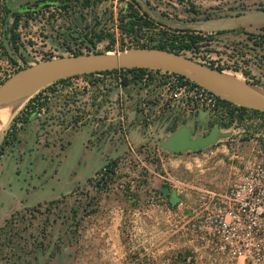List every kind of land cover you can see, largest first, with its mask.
Returning <instances> with one entry per match:
<instances>
[{
  "label": "rangeland",
  "instance_id": "374dc122",
  "mask_svg": "<svg viewBox=\"0 0 264 264\" xmlns=\"http://www.w3.org/2000/svg\"><path fill=\"white\" fill-rule=\"evenodd\" d=\"M11 8L0 0V84L18 70L49 59L117 53L194 34L203 39L198 48L181 53L264 89V0H44L39 6ZM145 73L142 85L133 80L130 84H150L166 95L153 80V70ZM134 76L119 69L71 77L41 87L7 115L0 142L30 98L39 95L44 100L42 117L33 116L21 139L22 129L5 150L16 158L19 184L39 181L45 191L52 187L66 193L35 204L43 194L36 190L26 196L24 206L13 208V200L4 205L13 206L10 211L0 209V227L10 220L0 233V264H184L188 256L192 264H200L191 242L181 235V219L186 210L199 209L208 198L206 191L224 192L240 167L264 151V118L246 112L241 121L224 128L226 119L219 118L224 109L208 111L203 134L218 126L216 142L171 154L157 144L164 127L170 129L178 119L192 123L199 113H194L189 98L191 114L183 118L144 106L141 114L153 119V143L112 155L108 159L117 161L114 173L102 177L97 173L104 161L99 144L110 140L113 148L116 138L128 135L131 124L121 128L116 121L135 108L134 102L126 105L111 97L110 91L118 89L119 77ZM144 125L148 128L146 121ZM88 130L96 135L87 143ZM9 162L5 158L2 163ZM162 190L180 191L169 224L163 218L168 212Z\"/></svg>",
  "mask_w": 264,
  "mask_h": 264
},
{
  "label": "built area",
  "instance_id": "2783aa9c",
  "mask_svg": "<svg viewBox=\"0 0 264 264\" xmlns=\"http://www.w3.org/2000/svg\"><path fill=\"white\" fill-rule=\"evenodd\" d=\"M153 72V80L162 86L168 98L186 103L189 98L194 110L215 112L222 108L220 98L201 85L172 72ZM147 76L143 74L141 81ZM122 79L118 78V89ZM43 114L41 108L35 116ZM258 154L240 167L224 192L206 191L208 198L198 210L185 211L181 235L191 242L195 261L200 264H264V151ZM183 263L192 264V257L184 258Z\"/></svg>",
  "mask_w": 264,
  "mask_h": 264
},
{
  "label": "water",
  "instance_id": "95a60500",
  "mask_svg": "<svg viewBox=\"0 0 264 264\" xmlns=\"http://www.w3.org/2000/svg\"><path fill=\"white\" fill-rule=\"evenodd\" d=\"M37 1L42 0H5L10 7ZM132 68L172 72L201 85L220 99L264 112V94L260 92L261 88L246 80L240 81L225 73V70L206 65L181 52L151 47L131 48L117 53L77 54L38 62L18 70L0 84V102L6 96L21 89L38 90L74 76ZM221 91H225L228 95ZM219 130L220 128L216 126L206 135L191 139L189 132L183 128L161 142V146L171 152L185 149L195 151L215 143Z\"/></svg>",
  "mask_w": 264,
  "mask_h": 264
},
{
  "label": "crops",
  "instance_id": "0c3cea01",
  "mask_svg": "<svg viewBox=\"0 0 264 264\" xmlns=\"http://www.w3.org/2000/svg\"><path fill=\"white\" fill-rule=\"evenodd\" d=\"M137 83L138 85H142L141 81H137ZM110 96L119 97L124 102H126V105L132 104L134 102V104L132 105L135 108L128 113L126 119H124L122 115L118 117L116 121V124L120 126L121 128H123L126 125L125 122H127V124L129 125L131 124L129 127V131H130L129 134L128 135L125 134V136H120L116 138L115 145L113 146V148H111L112 142L110 140H107L106 143H103L101 145L99 144V148L102 149L103 159H104L103 164L100 168H103L104 162L106 161L108 162L110 160L108 158H110L112 155L115 156L120 153H123L124 150H133V147L144 146L146 144L150 145L153 143L151 142L152 139L150 137L151 136V133H150L151 126L150 125H151V121L153 122V119L150 118V120H148V118H144V116L141 114L142 113L141 110L144 109V106H146V108L147 106L148 107L153 106V109H158V110L161 109L163 111L165 110V113H169L175 116L178 115L179 117H182V118L185 117L184 115H190L191 114L190 111L192 110L189 108L186 102H178V100L170 99L168 98L167 94L166 95L163 94L161 90H159L158 87L153 90V87H151L150 84H148L147 86H142V87H136V85L134 84L122 86V88L113 89L112 91H110ZM131 96H134V98L132 99ZM155 97L157 99H155ZM145 98L147 99L145 100ZM149 98H152V100H149L148 102ZM195 111L199 113L198 119L196 118L194 121H192V123H189L188 121L179 122L180 120L178 119L177 121H175L174 125L170 127V129H167V127H164L165 135L157 141L158 147L162 151L171 153V154H181L183 152L193 151L191 149H185L180 152H171V151L164 149L161 146V142L166 141L174 133H176L177 131L183 128H185L189 132L191 139H194L197 136H204L213 128V127L210 128V130L206 134H203V129H204L203 121L206 120L207 122L209 120V112L207 110H200V109H195L194 113ZM145 121L147 122L148 128H145V125H144ZM25 129L26 128L22 129L20 133H18L20 139L22 137V132ZM86 134H87V143H88V140L92 139L96 135L95 134L93 136L89 130L86 132ZM12 153L13 151L7 152V150H5V153L0 159V209L10 211V209L13 206H14L13 208H15L16 205L18 204L24 206L26 196L29 193L36 191V190L43 191V194L39 199L36 200L35 204L46 203L49 201L56 200L59 198L61 194L66 193L64 189H55L52 187L47 188L45 191V186L43 184H38L39 181L35 185L26 184V187L22 186V184H19L18 177L20 175V171L18 168L16 158L15 156H13ZM5 158H8L9 160H11V162L7 163L6 166L3 165L2 163ZM100 168L94 171L93 173L100 170ZM171 191L173 192V190H170V192L168 193H171ZM179 192L180 191H177V194H179ZM13 200L16 203L13 206L9 205L5 209L4 205L10 203V201H13ZM6 201L8 202L5 203ZM164 201H166L164 205L166 207V211L168 212V214L166 215L164 214L163 218H165L164 220H166L169 224L170 213L173 210L170 209L167 200L165 199ZM25 206H28V205H25ZM111 228L112 227L110 226L106 227L108 231ZM106 240L108 241L109 238H107ZM106 251L110 255L111 249L106 250ZM115 253L117 254L116 251L113 254ZM111 259L116 260L117 256L116 257L114 256ZM99 264L101 263L99 262Z\"/></svg>",
  "mask_w": 264,
  "mask_h": 264
},
{
  "label": "trees",
  "instance_id": "16d2710c",
  "mask_svg": "<svg viewBox=\"0 0 264 264\" xmlns=\"http://www.w3.org/2000/svg\"><path fill=\"white\" fill-rule=\"evenodd\" d=\"M136 16H138L140 20H143L140 15H136ZM147 23L148 21L144 20V24H147ZM133 28H134V23L130 22L129 30L133 31ZM13 40H15V37L13 38ZM202 40L203 39L200 35L188 34L187 36H177L175 40L170 43L160 42L156 45H152L151 47L182 52L185 50H192L193 48H198L199 43ZM141 47H146V45H141ZM209 65L211 67H217L220 70H224V68L220 66H214L213 64H209ZM145 70L146 69H143V68L124 69V71L135 73V76L133 77V79L123 77L122 86L129 85L132 80L135 82L141 81L143 72ZM114 71L116 70L104 71L100 73H112ZM91 74L94 75L93 73ZM74 77H78V76H74ZM70 78H67V79H70ZM64 80L66 79H62L56 82H62ZM219 101H220V106L222 107V109H224V111L220 113L219 118L222 120L226 119V122L221 124V126L224 128H229L235 120L241 121L246 112H251L253 114L262 116L264 118V112H260V111L249 109V108L242 107V106H237L223 99H219ZM44 104H45L44 100L39 95H36L30 98L25 104V106L18 112V114L12 118L9 128L7 130V133L4 135L3 140L0 144V158L4 154L6 147H8L9 145L12 146V143L16 140V132L20 129H23L24 126H26L28 122L31 120V118L35 116L36 112L39 111L42 107H44ZM116 164H117V161L109 160L103 166V168H101V170L97 173L102 174V177L112 175L114 173V168ZM160 193L166 196L170 209L172 210L175 209L176 205L180 201V198H181L180 195L177 194L176 191L174 190L173 192L171 191V193H168L166 190H162L160 191ZM9 223H10V220H5L3 226L0 227V233L6 229Z\"/></svg>",
  "mask_w": 264,
  "mask_h": 264
},
{
  "label": "bare ground",
  "instance_id": "6f19581e",
  "mask_svg": "<svg viewBox=\"0 0 264 264\" xmlns=\"http://www.w3.org/2000/svg\"><path fill=\"white\" fill-rule=\"evenodd\" d=\"M227 73V72H225ZM228 74V73H227ZM233 77H235L236 79L240 80V81H244V79H242V77L238 76V75H233V74H229ZM207 85V82H205ZM260 92H262L264 94V90L259 89ZM36 90H30V89H21L19 91H16L8 96H6L1 102H6V105L2 106V108L0 109V129L3 127V125L7 122V115H9V113L14 110L15 108H17L19 106V104L21 103V101L24 100V98H28L29 95H31L32 93H34ZM222 93H225V91H221ZM226 94V93H225ZM15 95V96H13ZM228 95V94H226ZM10 96H13L11 99L6 100L7 98H9ZM230 97H233L231 95H229ZM6 100V101H4Z\"/></svg>",
  "mask_w": 264,
  "mask_h": 264
},
{
  "label": "flooded vegetation",
  "instance_id": "af4514ba",
  "mask_svg": "<svg viewBox=\"0 0 264 264\" xmlns=\"http://www.w3.org/2000/svg\"><path fill=\"white\" fill-rule=\"evenodd\" d=\"M44 0L42 1H37V2H33V3H26V4H21V5H16L14 7H12L10 10H15V11H18V10H21L22 8H25L27 5H35L37 4V6L40 5L41 2H43Z\"/></svg>",
  "mask_w": 264,
  "mask_h": 264
}]
</instances>
